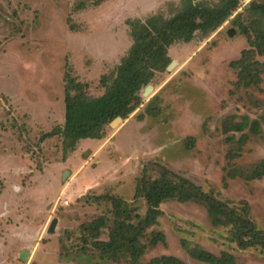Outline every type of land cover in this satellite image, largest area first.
<instances>
[{"label":"rangeland","instance_id":"rangeland-1","mask_svg":"<svg viewBox=\"0 0 264 264\" xmlns=\"http://www.w3.org/2000/svg\"><path fill=\"white\" fill-rule=\"evenodd\" d=\"M80 1L0 0V264H26L20 254L34 245L28 264H130L100 259L91 242L107 240L108 228L98 233L89 223L111 218V196L144 216L140 182L159 177L161 167L264 230V177L242 176L264 159V70L257 85L247 86L230 66L249 47L234 19L252 0H241L216 30L170 45L177 64L155 73L142 104L106 126L101 140L78 141L63 152L62 137L40 138L63 125L65 66L99 95L100 77L132 44L126 20L169 18L186 0H109L75 10ZM201 1L220 2L194 0ZM256 59L264 64V55ZM245 121L242 131L234 129ZM159 208L141 239L140 264L165 255L206 264L195 257L202 251L232 254L234 264H264V247L239 246L231 227L214 225L202 202L167 200ZM53 218L56 227L48 233ZM155 233L164 241L152 245Z\"/></svg>","mask_w":264,"mask_h":264},{"label":"trees","instance_id":"trees-1","mask_svg":"<svg viewBox=\"0 0 264 264\" xmlns=\"http://www.w3.org/2000/svg\"><path fill=\"white\" fill-rule=\"evenodd\" d=\"M109 0H82L75 10L86 9L89 5L98 7ZM241 0H220L217 4L206 1L186 0L184 7L169 18L155 13L142 20L128 18L126 24L130 30L132 44L114 69L100 77L103 91L99 95L87 92L88 84L82 82L73 69L65 66L63 72L64 121L42 134L40 140L54 136L62 137L63 152L73 150L81 139L100 140L105 136V128L116 118L126 119L143 102L142 91L156 72H162L171 62L168 47L178 40L190 41L195 32L206 35L219 28L239 7ZM241 34L246 36L248 48L241 52L238 60L230 66L239 70V83L245 85L260 81L264 64L256 55H264V0H252L243 7L234 19ZM71 30H74L70 26ZM149 111V110H148ZM153 112V110H150ZM246 121L235 126L242 131ZM259 123L252 122L251 130L259 131ZM247 179L264 177V159L242 174ZM140 196L147 204L144 216L137 213L132 204L108 197L112 203L111 218L104 215L94 218L89 227L98 233L108 228V239H95L91 242L100 259L130 264H140L139 258L145 249L141 242L147 228L156 223L161 215L160 204L167 200L179 202H202L214 225L231 227L232 237L242 248L264 247V230H258L245 212L232 208L228 203L216 199L204 192L187 178L161 167L159 177L140 182ZM110 222V223H109ZM86 243V240H83ZM164 241L162 233H155L150 240L152 245ZM198 260L206 264H234L235 257L223 252L215 255L202 251ZM144 264H182L175 256H161Z\"/></svg>","mask_w":264,"mask_h":264},{"label":"water","instance_id":"water-1","mask_svg":"<svg viewBox=\"0 0 264 264\" xmlns=\"http://www.w3.org/2000/svg\"><path fill=\"white\" fill-rule=\"evenodd\" d=\"M177 64V62L175 60H171V62L168 64V66L166 67L167 70L172 69L175 65ZM154 90V86L152 84H148L142 91V97H146L148 96V94H150L152 91ZM122 119L121 117H116L111 123V126H115L116 124H118L119 122H121ZM69 174V171H65L62 178L63 180H65L66 176ZM56 223H57V219L53 218L48 226L47 232L48 233H52L56 227ZM21 259L24 260L26 258V253H22L21 254Z\"/></svg>","mask_w":264,"mask_h":264},{"label":"crops","instance_id":"crops-1","mask_svg":"<svg viewBox=\"0 0 264 264\" xmlns=\"http://www.w3.org/2000/svg\"><path fill=\"white\" fill-rule=\"evenodd\" d=\"M111 1V0H110ZM185 42V41H184ZM189 42V41H188ZM188 42H186V43H188ZM172 45V44H171ZM168 56H169V54H168ZM122 119V118H121ZM123 120H125V119H122V121ZM85 139H81V140H79V141H84ZM86 140H89V141H91V140H96V139H86ZM101 140V139H100ZM97 141V140H96ZM99 141V140H98ZM64 181V180H63ZM42 237H40L39 239H41ZM34 247H35V245L32 247V250L31 251H27V250H25V251H22L21 252V254L24 252V253H26V258L24 259L25 260V262H26V264H28L29 262H30V259L32 258V256H33V251H34ZM21 254H20V256H21ZM21 258V257H20ZM22 260V259H21ZM25 264V263H24Z\"/></svg>","mask_w":264,"mask_h":264}]
</instances>
